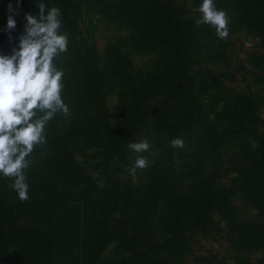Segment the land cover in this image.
Wrapping results in <instances>:
<instances>
[{"label":"trees","instance_id":"trees-1","mask_svg":"<svg viewBox=\"0 0 264 264\" xmlns=\"http://www.w3.org/2000/svg\"><path fill=\"white\" fill-rule=\"evenodd\" d=\"M83 1L0 0L3 55L18 48L36 3L60 9L69 43L57 66L70 110L49 122L47 143L31 154L27 201L0 176V264H264V119L251 95L227 85L230 65L205 77L193 72L201 35L223 41L196 25L202 0L188 19L187 0H92L151 56L144 70L118 45L100 54L79 37ZM214 2L230 19L225 42L257 40L239 70L264 90V0ZM140 138L158 155L139 154L151 164L132 175L126 168L137 157L128 144ZM175 138L184 148L171 146ZM218 237L224 256L195 251Z\"/></svg>","mask_w":264,"mask_h":264},{"label":"clouds","instance_id":"clouds-1","mask_svg":"<svg viewBox=\"0 0 264 264\" xmlns=\"http://www.w3.org/2000/svg\"><path fill=\"white\" fill-rule=\"evenodd\" d=\"M36 6L39 16L25 15L18 48L11 55L0 54V176L13 181L11 186L21 202L29 199L26 172L32 164L31 154L47 143V125L58 113L70 115L62 95L65 73L57 66L69 43L68 34L61 32V11L42 2ZM198 11L202 14L196 21L198 27L208 25L220 39L228 38L230 19L214 0H202ZM15 28L16 21L10 15L7 30ZM171 146L182 149L185 143L175 138ZM128 148L138 154L158 155L147 139L129 143ZM150 164L148 156L138 155L126 170L135 175Z\"/></svg>","mask_w":264,"mask_h":264},{"label":"rangeland","instance_id":"rangeland-1","mask_svg":"<svg viewBox=\"0 0 264 264\" xmlns=\"http://www.w3.org/2000/svg\"><path fill=\"white\" fill-rule=\"evenodd\" d=\"M187 6L184 9V18H193L196 13L195 1L187 0ZM29 14L39 16V9L35 6L30 10ZM79 37L87 42L94 44L97 51L102 54L107 44L114 43L118 45L123 52L130 55L136 68L144 70L148 66V61L151 56L141 51L138 46H134L129 41L130 33L125 28V25L114 20V17L104 9L102 4H98L92 0H85L80 5V12L77 20ZM201 44L195 46L196 56L194 55V63L192 64L193 72L198 76L214 74L221 71L224 64L230 65V70H233L235 77L233 81H229L231 89L236 92H244L252 96L257 114L264 119V90L259 86L255 79L256 75H243V71L239 70L240 60L245 53L251 49H256L257 40L251 38H234L232 42L218 41L215 37L205 34L201 35ZM210 93L205 100H209ZM109 114L112 119H116L113 110L115 99L114 96L108 99ZM144 140L140 138L138 142ZM139 154L130 149L129 157L134 158ZM80 161L88 170L87 162L80 157ZM111 248L104 253L109 256ZM196 252L202 254H218L221 257L227 252V245L223 238L217 239H202L199 246L195 249ZM191 260V258H190ZM194 264V263H192Z\"/></svg>","mask_w":264,"mask_h":264}]
</instances>
